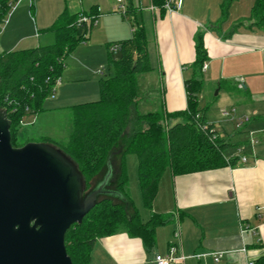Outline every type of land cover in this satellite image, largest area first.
Segmentation results:
<instances>
[{"label":"crops","instance_id":"1","mask_svg":"<svg viewBox=\"0 0 264 264\" xmlns=\"http://www.w3.org/2000/svg\"><path fill=\"white\" fill-rule=\"evenodd\" d=\"M221 1L182 0L181 8L170 12L155 0H33L30 8L39 25L28 23L31 10L25 1L4 21L0 49L7 52L52 44L54 33L40 31L50 27L64 9L70 14H98L88 39L64 57L53 99L46 100L40 112L26 114L21 125L33 127L43 115L64 111L70 119V133L71 107L99 99V80L111 75V69L105 70L109 54H117L110 47L132 37L134 21L145 31L151 69L136 76L130 128L136 123V113L186 109L185 81L193 77L195 41L202 35L207 59L201 70L198 109L204 110L206 121L229 143L224 150L232 145L231 137L235 140V148L226 155L223 150V155L236 158V163L183 174L167 167L152 208H146L140 198L139 207L147 210L144 218L136 207L142 222L152 213L169 217L167 223L154 228V244L149 246L122 229L96 240L89 264H155V254L165 255L169 245L178 242L175 232L182 252L189 257L174 264H247L264 255V140L249 143L250 131L258 136L264 130V27L248 20L254 0H235L224 17ZM222 109L233 112L222 116ZM245 117L249 120L238 127ZM176 121L181 119L166 123ZM45 137L58 141L50 135H41L39 140ZM241 154L246 156L243 163ZM127 156L131 155H126V161ZM118 159L112 161L113 166L120 164ZM196 253L201 257H191ZM213 253H221L218 262Z\"/></svg>","mask_w":264,"mask_h":264},{"label":"trees","instance_id":"2","mask_svg":"<svg viewBox=\"0 0 264 264\" xmlns=\"http://www.w3.org/2000/svg\"><path fill=\"white\" fill-rule=\"evenodd\" d=\"M14 1L17 0H0V26L11 7L9 2ZM165 1L155 0V3L163 10ZM234 1H221L223 17ZM83 15L88 20L78 22ZM97 17L96 11L70 14L64 10L46 29L55 35L52 44L0 54V107L11 122L14 147L34 141L19 140L23 117L42 110L53 93L55 79L61 76L64 57L88 39ZM248 20L251 25L264 27V0H254ZM206 59L202 35H197L192 63L194 74L185 81L186 109L170 113H136V123L130 128L137 97L136 76L151 69L145 31L134 21L132 37L119 44L116 56L109 54L113 73L99 80V99L71 107L72 131L68 140L63 143L48 137L39 140L59 150L75 164L82 176L85 194L102 179L110 154L120 149V164L113 166L116 156L111 158V174L105 185L111 196L120 198L97 195L82 221L66 231L64 244L72 264H89L96 240L122 229L152 246L154 228L169 221L168 216L152 213L147 222H142L125 191L127 154L136 155L137 180L143 205L148 209L152 208L160 177L167 167L174 174H183L236 163V158L224 157L223 150L229 143L206 121L204 110L198 109L201 70ZM168 119L181 121L169 125ZM254 264H264V255L256 258Z\"/></svg>","mask_w":264,"mask_h":264},{"label":"water","instance_id":"3","mask_svg":"<svg viewBox=\"0 0 264 264\" xmlns=\"http://www.w3.org/2000/svg\"><path fill=\"white\" fill-rule=\"evenodd\" d=\"M11 122L0 107V264H72L64 237L80 223L105 185L111 158L98 185L84 193L75 164L59 150L29 141L11 144ZM114 197H119L114 195Z\"/></svg>","mask_w":264,"mask_h":264},{"label":"rangeland","instance_id":"4","mask_svg":"<svg viewBox=\"0 0 264 264\" xmlns=\"http://www.w3.org/2000/svg\"><path fill=\"white\" fill-rule=\"evenodd\" d=\"M23 1H25V3H28V9L29 11L31 10L30 14H29V21L28 23L31 25L36 23L37 25H39V20H38V16L35 13L34 8H30L31 6V2L33 0H17L14 1L13 6L9 9V12L6 14L5 16V22L7 19H9L10 15L13 13V11L16 8H20L21 5L23 4ZM18 2V4H17ZM16 7V8H14ZM66 10V9H64ZM67 11V10H66ZM68 12V11H67ZM83 11H80V13H82ZM5 22L1 24L0 26V33L2 32L3 28L5 27ZM41 34L43 33H53L52 31H47L46 28L44 30L40 31ZM41 45L43 44V41H41L40 43ZM32 46V45H31ZM36 46V45H33ZM113 46V44L111 45V47ZM0 52H2V49H0ZM109 65V66H108ZM106 67V72L108 69H111V74L113 73V69L112 66L110 64H108ZM97 74H100L99 70L96 71ZM53 99L52 96L48 97L47 100L51 101ZM228 109V108H227ZM224 110V109H222ZM222 113V112H221ZM222 115V114H221ZM22 127V128H21ZM20 127V131L23 132L22 137H20V141L23 142L24 140H26V138L29 137V139L34 140V142H39V137L41 135H50L52 137H54L56 140L60 141V143L62 142H66L68 140L69 137V133L71 130V123H70V119L69 116L67 115L66 112L64 111H54L50 114H46L43 115L39 122L31 127V126H21ZM25 130H28V134L26 133ZM19 131V133H20ZM231 136H234V134ZM231 142V146L226 148L224 150L225 155L228 153V151L231 149L233 150L234 147V139L231 137L230 139ZM240 146H245V145H240ZM130 158L129 156H127V161L125 160V162H127V168H128V182H127V186H126V194L129 196L130 200L134 202V205L137 207H139L141 205V194H140V188L138 183L136 182V158L133 154H130ZM126 166V164H125ZM106 196L108 197H114L111 196L110 194H106ZM120 198V197H119ZM125 199V198H124ZM126 200V199H125ZM137 207V208H138ZM140 212H141V216L144 218L145 214L147 213V210H145L142 207H139Z\"/></svg>","mask_w":264,"mask_h":264},{"label":"built area","instance_id":"5","mask_svg":"<svg viewBox=\"0 0 264 264\" xmlns=\"http://www.w3.org/2000/svg\"><path fill=\"white\" fill-rule=\"evenodd\" d=\"M118 1H120V0H118ZM13 3L9 2V5L12 7ZM181 6H182V0H166L165 3L163 4L164 10L170 11V12L179 10L181 8ZM87 20H88V18L83 15L78 19V22H84ZM95 23H96V21H94V24ZM118 47H119V45H113L112 47H110V51L117 52ZM205 68H206V64L204 63L202 65V69H205ZM60 81H61L60 78L55 79V81L53 83V93L50 96H52V97L54 96V93H55L57 87L60 85ZM230 112H233V111L223 110L221 114H222V116H229ZM248 120H249V117H245L243 120L239 121L237 126L238 127L241 126L243 123L247 122ZM249 133H250V137H249V143L250 144H255L260 139L264 140V130L261 131V133L258 136L254 133V131H250ZM241 151H242L241 148H238V152L241 153ZM240 161H241V163L246 161V156L244 154H241ZM174 235L178 239V242L177 243H171L169 245L168 251L165 255L155 254V256H154L155 264H174L175 261L184 262L189 257L182 252L178 232H175ZM242 250L244 251V248ZM212 256H213V260L215 262H218L220 260L221 253H213ZM191 257L198 259L201 257V254L196 253V254L191 255ZM247 264H254V261H249V262H247Z\"/></svg>","mask_w":264,"mask_h":264}]
</instances>
